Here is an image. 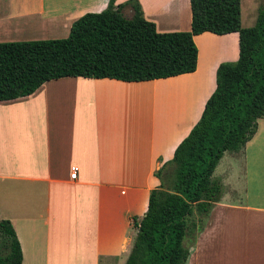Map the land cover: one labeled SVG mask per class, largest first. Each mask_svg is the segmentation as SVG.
Here are the masks:
<instances>
[{"label":"crops","instance_id":"obj_1","mask_svg":"<svg viewBox=\"0 0 264 264\" xmlns=\"http://www.w3.org/2000/svg\"><path fill=\"white\" fill-rule=\"evenodd\" d=\"M108 1L0 0V42L65 38L76 19ZM138 1L159 32L191 29L190 0ZM123 12L132 15L128 6ZM193 38L198 58L190 73L145 81L62 77L0 101V220L11 222L22 264H125L133 217L145 214L159 185L154 172L215 89L224 62L216 44L228 39L232 61L238 58L237 32ZM226 152L212 174L222 196L203 217L185 264H264V117L223 165Z\"/></svg>","mask_w":264,"mask_h":264},{"label":"trees","instance_id":"obj_2","mask_svg":"<svg viewBox=\"0 0 264 264\" xmlns=\"http://www.w3.org/2000/svg\"><path fill=\"white\" fill-rule=\"evenodd\" d=\"M115 2L76 19L65 38L0 42V101L62 77L145 81L190 73L197 67L195 35L237 32L238 58L218 65L200 119L154 172L159 185L150 191L145 214L133 217L136 234L125 264H185L192 244L185 237L196 236L223 193L221 181L212 178L219 160L240 150L264 117V3L255 23L244 27L241 0H190L191 29L159 32L138 0ZM0 239V264H22L8 219L0 220Z\"/></svg>","mask_w":264,"mask_h":264},{"label":"rangeland","instance_id":"obj_3","mask_svg":"<svg viewBox=\"0 0 264 264\" xmlns=\"http://www.w3.org/2000/svg\"><path fill=\"white\" fill-rule=\"evenodd\" d=\"M263 3H264V0H241V22H242V26H244V27L252 26L255 23L257 14L259 12V9L262 7ZM234 35H236V34H234ZM224 42L226 45H224L223 43L216 44V46H218V49L220 50L219 51V60H221V61H232L233 57H232V55H230V52H229L230 47H231L230 42L228 41V39L224 40ZM199 46H201V45H199ZM225 47H227V49H226V51L225 50L223 51L222 49H224ZM235 52L237 54V45L234 46V53ZM235 58H236V55H235ZM230 152L231 151L226 152L225 157L222 160L223 165L227 161V155ZM213 179H216V178H213ZM193 219L194 220L198 219L197 212L194 213ZM200 224H201V222H200ZM193 239H195V237L194 238L192 237L191 239L185 237L184 243L187 245H190L193 242ZM1 241H2V239H0V246H1L0 247V254H3L5 252V250L2 247Z\"/></svg>","mask_w":264,"mask_h":264},{"label":"built area","instance_id":"obj_4","mask_svg":"<svg viewBox=\"0 0 264 264\" xmlns=\"http://www.w3.org/2000/svg\"><path fill=\"white\" fill-rule=\"evenodd\" d=\"M77 172H78V167L77 166H72L71 167L70 177L72 179H75L77 177Z\"/></svg>","mask_w":264,"mask_h":264}]
</instances>
